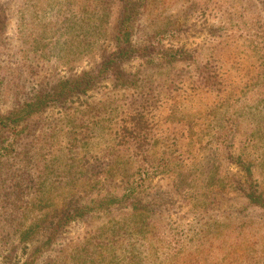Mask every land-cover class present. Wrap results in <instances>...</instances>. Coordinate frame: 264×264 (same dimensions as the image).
<instances>
[{"label":"rangeland","instance_id":"rangeland-1","mask_svg":"<svg viewBox=\"0 0 264 264\" xmlns=\"http://www.w3.org/2000/svg\"><path fill=\"white\" fill-rule=\"evenodd\" d=\"M161 2L0 0V264H123L153 244L181 264L206 228L264 264V0ZM127 3L154 9L131 32L144 55L110 64ZM60 88L28 134L5 126ZM142 218L155 238L107 234Z\"/></svg>","mask_w":264,"mask_h":264},{"label":"trees","instance_id":"trees-1","mask_svg":"<svg viewBox=\"0 0 264 264\" xmlns=\"http://www.w3.org/2000/svg\"><path fill=\"white\" fill-rule=\"evenodd\" d=\"M155 5L159 6L162 4V0H153ZM113 5H111L110 10H113ZM138 7H144L146 10L149 9V4H129L122 6V14L118 23V35L115 36L116 44L115 50L113 52H108L107 55L104 56V60L110 64H116L118 61H121L126 53L138 52L144 55V52L137 50L135 45L133 44V40H131L132 33L135 29V25L137 20L142 14L137 13ZM151 8L148 12L153 11ZM110 19H105L108 22ZM108 30V28H107ZM106 31V28H105ZM103 60V61H104ZM110 66L106 67V71ZM98 75H106L105 71H99L98 74H94L93 76H88V82L90 84L94 83L98 79ZM213 78L211 73L207 71V74L203 77L202 83H209ZM82 84V83H81ZM73 85H76L74 83ZM80 85V84H78ZM66 91L64 88L56 89L53 91L55 94L50 96L47 95H38L34 99L23 103L22 108L19 112L18 119H10L6 121L5 126L8 127L9 131H17L23 136L24 134H28V129L32 124V120L37 118L38 114L42 113L49 106V99L51 97H56V103L60 102V97H66ZM133 119L136 121L138 116L136 114L133 116ZM142 119V118H141ZM10 137L13 136L9 133ZM17 137L18 135L15 134ZM9 148V146H7ZM129 186V182L126 183ZM136 189H129L126 187L125 190L129 191L128 200L135 205H142V199L136 198ZM43 194V191L41 192ZM137 196V195H136ZM256 197V196H252ZM251 197V198H252ZM114 198L113 195L108 196L107 199ZM257 198V197H256ZM143 213L146 212V209H143ZM142 213V214H143ZM154 228L150 226V223L142 218L137 220L134 223L124 224L121 228L115 229L107 234L111 235L114 238L121 239L122 242L127 241L128 243L133 244V241L139 237L142 239H148L150 237L155 238L157 236L156 233H153ZM223 229L221 228H206L201 230L200 232H195L196 235H199L203 241L197 243L196 239H191V244L183 246L185 250H182L181 246L178 244L175 246L174 250L181 253L178 258L181 264H213L212 261L218 257L215 254H220L222 257L219 258L218 264H245L246 260L250 258L249 256L245 258V253H248L252 247L253 242H245L242 241L240 243H229L227 239L223 236ZM164 241V240H163ZM169 246H172V242H170ZM247 246V248L245 247ZM253 249H251L252 252ZM157 253H160V248L155 244L151 245L150 249L147 251V257L144 258L143 254L136 250L134 254H130L131 256H126L122 260H120L123 264H157L159 258ZM206 255L207 258L205 260L202 257Z\"/></svg>","mask_w":264,"mask_h":264}]
</instances>
